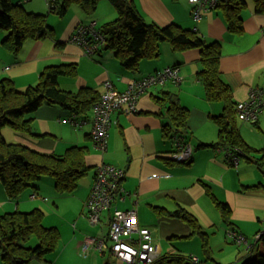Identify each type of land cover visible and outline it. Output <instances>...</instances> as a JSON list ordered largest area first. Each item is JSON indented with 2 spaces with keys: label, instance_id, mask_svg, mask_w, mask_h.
<instances>
[{
  "label": "crops",
  "instance_id": "crops-1",
  "mask_svg": "<svg viewBox=\"0 0 264 264\" xmlns=\"http://www.w3.org/2000/svg\"><path fill=\"white\" fill-rule=\"evenodd\" d=\"M20 1L22 6L27 4L25 9L30 12L42 13L48 9L47 17L55 14L50 11L47 0H43L46 6L42 1L15 0L16 3ZM106 2L101 0L92 14L83 12L77 6L71 7L60 16L61 19L65 18L72 8H76L68 23L58 29L52 27L53 37L27 39L17 56L3 47L2 42L8 32L0 28V66H10L9 70L0 71V80L9 78L18 90L23 91L39 81L45 67L71 63L77 64V75L61 76L58 81L62 89L72 92L81 87H92L102 95L106 81H110L115 89L125 91L134 81L173 65L181 67L184 80L151 87L139 99L138 113H116V122L110 130L104 153L91 138L92 120L82 126L76 125L71 119L79 122L81 116L59 105L45 103L31 113L28 117L33 119L31 132L4 127L1 133L7 141L24 144L42 153L62 155L72 146H84L87 148L85 161L92 170L79 181L74 192L65 195L59 194L53 181L47 180L41 187L43 193L28 189L18 200H11L5 187L0 184V217L16 210L29 212L40 208L45 214L43 225L58 228L60 241L57 251L46 255L44 260H35L30 264H122L110 258L108 253L93 249L85 252L83 245L89 237L106 234L109 216L115 209L131 208L136 198L139 223L156 230V236L159 233L161 238L159 242L156 237L160 257L153 264H169L162 263L160 259L171 251L197 255L201 260H204V254L205 264H241L247 253L231 251L217 256L214 252L219 249L220 253L229 245H235L227 236L231 228L251 237L264 228V178L258 172L259 167L242 159L239 168L233 169L228 165L225 153L215 146L219 140V127L212 116L222 114L223 104L210 102L205 96L198 78L201 68L198 50L176 52L170 43H162L159 56L143 58L136 69H130L121 64L112 50L102 47L99 52L87 55L80 46L71 42L80 24L96 21L101 27L118 16L114 6ZM134 2L147 22L160 26L177 23L184 28L197 30L207 42L220 41L222 77L232 87L237 103L248 97L252 87L264 91V14L255 12L252 0H247V6L241 13L242 33L230 32L217 8L203 10L202 18L196 21L189 0ZM163 92L176 94L181 104L189 110L188 140L194 150L188 163L169 158L177 149V143L175 139L164 136L163 120L159 115L162 109L154 100ZM65 119L68 122H64ZM238 120L239 117L237 126L247 143L256 149L264 147V111L255 125L248 122V125L240 124ZM101 162L123 168L125 176L122 187L136 193L137 197L129 196L125 200L117 197L102 223L94 226L85 215L84 203L90 193L95 169ZM207 188L216 199L231 207L232 227L225 224L220 210L206 192ZM34 194L36 196L32 198ZM49 199L53 201L52 204ZM158 208L170 212L184 208L195 216L208 235L211 258L203 251L200 235L186 237L193 231L187 222L160 212ZM194 240L195 243L191 245L189 242ZM0 264H4L1 251Z\"/></svg>",
  "mask_w": 264,
  "mask_h": 264
},
{
  "label": "trees",
  "instance_id": "trees-1",
  "mask_svg": "<svg viewBox=\"0 0 264 264\" xmlns=\"http://www.w3.org/2000/svg\"><path fill=\"white\" fill-rule=\"evenodd\" d=\"M109 1L118 16L100 27L106 37L103 48L114 51L121 64L130 69H136L143 58L159 56L162 43H170L176 52L198 50L201 62L198 78L204 88L205 96L210 102L223 104L222 114L212 116L219 127V140L215 146L220 150L225 146L241 147L245 152L242 159L253 162L263 170L264 147L256 149L249 145L237 126V102L232 87L222 77V43L207 42L197 30L184 28L177 23L160 26L154 22H147L134 0ZM252 1L255 12L264 14V0ZM100 2L101 0H56L54 5H50V11L62 16L71 7L77 6L83 12L92 14ZM246 6L247 0H217L212 8H217L224 16L230 32L242 33L241 13ZM193 11L194 9H192L194 17ZM0 28L8 32L2 45L14 56L19 54L27 39L39 40L54 36V29L47 22V14L30 12L22 6V3H16L15 0H0ZM171 67H178L182 72L179 65ZM76 75V63L50 65L40 73L39 81L35 85H30L23 91L18 90L9 78L0 80V183L5 187L11 200H18L28 189L38 191L37 182L45 176L54 178L55 189L59 194H71L78 187L79 181L92 170L85 161L87 148L84 146H72L62 155L48 154L33 150L21 143L9 142L1 133L6 126L17 131L31 132L33 119L26 118V115L37 111L45 103L62 106L74 115L81 116V119L91 120L93 106L101 97L99 91L92 87H81L78 91L72 92L62 89L59 85V77ZM154 100L162 109L159 115L163 120L164 136L175 139L177 146L189 143L190 113L181 104L178 96L171 92H163L161 96H155ZM106 150L101 152L104 153ZM169 158L172 160L171 155ZM190 159L179 163H188ZM123 179L124 177L120 180L121 186ZM206 190L220 210L225 224L232 227V210L229 204L216 199L209 188ZM158 210L187 222L193 231L186 237L200 235L203 251L211 258L208 235L202 230L195 216L184 208L173 212L163 208ZM44 215L42 209L35 208L29 212L16 210L0 217V251L4 264H30L35 260H44L46 255L57 251L60 232L56 227L43 225ZM258 232L252 236V239L244 235L252 240L253 244ZM33 239L37 241L35 246H31ZM261 240H264V236L257 240L252 248H245L249 255L244 257L241 264H264V247H259L258 255H254V249ZM164 256L160 259L162 263L193 264L190 260L191 254L171 251ZM201 261L206 263L205 260Z\"/></svg>",
  "mask_w": 264,
  "mask_h": 264
},
{
  "label": "built area",
  "instance_id": "built-area-1",
  "mask_svg": "<svg viewBox=\"0 0 264 264\" xmlns=\"http://www.w3.org/2000/svg\"><path fill=\"white\" fill-rule=\"evenodd\" d=\"M29 1V0H24ZM52 6L56 0H47ZM193 5V14L196 21L202 18V11L212 8L217 0H189ZM20 4L22 1L19 2ZM264 32V28H263ZM71 42L80 46L85 54L92 55L100 51L106 43V37L96 21L80 24L71 37ZM10 66H0V71L9 70ZM169 80L180 83L183 75L178 67L167 66L162 70L148 74L130 84L127 90L119 91L110 81L105 82V92L93 106L91 136L95 145L101 149H107L110 130L115 123L114 113L121 112L131 115L138 112L137 104L146 91L157 85H163ZM238 117L243 122L257 124L260 115L264 111V91L258 87H252L248 97L237 103ZM76 125L82 126L87 121L82 119ZM66 122V120H64ZM194 147L191 143L180 144L177 150L171 154V159L178 162L188 161L193 154ZM227 163L230 167L238 169L244 150L241 147L222 148ZM125 171L115 165L101 162L97 165L91 185L90 193L84 203V211L92 225H100L104 215L110 211L117 197L125 200L129 196L137 197L136 193L123 188L120 180ZM36 195H32L34 198ZM138 199L133 200L129 209H115L108 218V230L106 234L89 237L84 241L83 249L89 252L91 249L108 253L110 258L120 261L122 264H153L160 257V246L157 241L156 230L142 226L139 223L137 212ZM227 236L237 245L252 248L253 244L264 236V228L255 235V242L247 238L241 232L234 229L227 231ZM193 264H204L199 256L191 255Z\"/></svg>",
  "mask_w": 264,
  "mask_h": 264
},
{
  "label": "rangeland",
  "instance_id": "rangeland-1",
  "mask_svg": "<svg viewBox=\"0 0 264 264\" xmlns=\"http://www.w3.org/2000/svg\"><path fill=\"white\" fill-rule=\"evenodd\" d=\"M35 2L36 1H42V3L46 6V4H45V2L43 1V0H34ZM107 2L106 3H110V5H112L111 4V2L109 1V0H106ZM23 2H24V0H23ZM26 3H28V2H26ZM26 5L27 4H24V8H26ZM75 9L76 8H72L71 9V11L68 13V15L65 17V18H62L61 19V17L59 16V15H57V14H50L48 17H47V22H48V25L49 26H51V27H53V28H59V27H62V26H65L67 23H68V21H69V19H70V17H71V15H72V13H73V11H75ZM28 10V9H27ZM40 14H48V9L45 11V12H42V13H40ZM8 34V33H7ZM31 114H27L26 115V118H28L29 116H30ZM66 120V122H68V120L67 119H65ZM238 122H240V124H245L246 122H243L240 118H239V120H238ZM247 124V123H246ZM248 125V124H247ZM7 128H10L9 126H6ZM255 128V127H254ZM11 129V128H10ZM244 161V163H247V164H249V162H247V161H245V160H243ZM258 168V167H257ZM234 169V168H233ZM258 172L260 173V175L262 176V178H264V169L263 170H261V169H259L258 168ZM91 173V172H90ZM89 173V174H90ZM47 180H50V181H53L52 182V184L55 186V183H54V178H52L51 176H45V177H43L39 182H37V186H38V190H39V192H41V193H43V189H41V187H42V185H43V182H45V181H47ZM1 184V183H0ZM44 195V194H43ZM39 200H41V199H39ZM49 203L50 204H52L53 203V201L52 200H50L49 199ZM44 210H47V212H48V209H46V207L45 206H43L42 207ZM44 226H48V225H44ZM49 226H51V225H49ZM157 236H158V238H159V242L161 241V238L159 237V233H157ZM249 238H251L252 239V237L251 236H248ZM228 240L230 241V242H232V243H234L229 237H228ZM188 241V240H187ZM165 242V241H164ZM36 243H37V241L35 240V239H33L32 240V242H31V246H35L36 245ZM189 243H192L191 245H193V243H195V240H194V242H189ZM219 244H221V240L219 241ZM235 245H229L228 246V248L225 250V251H223V252H218V250L219 249H216L215 250V252H214V254H216L217 256L218 255H221L222 254V256H224V255H226L227 253H229V252H240V253H242V254H248L249 255V252L245 249V247H242V246H239V245H237L236 243H234ZM259 247H261V248H263L264 247V240L262 241H260L258 244H257V246H256V248L254 249V255L255 256H257L258 255V250H259ZM236 255V254H235ZM203 259L204 260H206V257L204 256V254H203ZM210 263H213V261L212 260H210L209 261Z\"/></svg>",
  "mask_w": 264,
  "mask_h": 264
}]
</instances>
